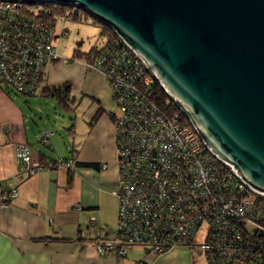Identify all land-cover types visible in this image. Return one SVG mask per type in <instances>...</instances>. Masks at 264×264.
<instances>
[{
  "label": "built area",
  "instance_id": "1",
  "mask_svg": "<svg viewBox=\"0 0 264 264\" xmlns=\"http://www.w3.org/2000/svg\"><path fill=\"white\" fill-rule=\"evenodd\" d=\"M87 17L79 3L0 0V89L35 96L46 67L70 60L55 44L68 34L63 23ZM92 48L91 63L84 61L104 75L117 106V218L111 236L95 239L97 253L118 262L133 246L154 255L186 247L207 264H264V192L206 144L168 94L172 107L154 99L155 74L122 36L114 31ZM17 161L29 175L75 163L34 157L28 144L17 147ZM16 195L4 190L0 206Z\"/></svg>",
  "mask_w": 264,
  "mask_h": 264
},
{
  "label": "water",
  "instance_id": "2",
  "mask_svg": "<svg viewBox=\"0 0 264 264\" xmlns=\"http://www.w3.org/2000/svg\"><path fill=\"white\" fill-rule=\"evenodd\" d=\"M55 1L122 36L206 144L264 192V0Z\"/></svg>",
  "mask_w": 264,
  "mask_h": 264
},
{
  "label": "crops",
  "instance_id": "3",
  "mask_svg": "<svg viewBox=\"0 0 264 264\" xmlns=\"http://www.w3.org/2000/svg\"><path fill=\"white\" fill-rule=\"evenodd\" d=\"M76 61L87 84L82 96L90 98L82 110L84 125L79 130L73 125L68 132L43 130L50 134L42 139V132L39 136L26 124L23 108L0 89V201L4 190L17 191L6 206H0V264H154L163 254L137 246L129 248L118 262L96 251L95 239L111 236L113 229L107 225L117 217L115 127L114 118L102 106L108 94L104 75L83 59ZM51 65L35 96H46L44 86L64 84L50 83L47 69ZM70 92L69 86L67 97ZM61 141L68 156L59 155ZM20 144L30 145L34 157H73L75 163L70 169L43 168L29 175L17 161Z\"/></svg>",
  "mask_w": 264,
  "mask_h": 264
},
{
  "label": "rangeland",
  "instance_id": "4",
  "mask_svg": "<svg viewBox=\"0 0 264 264\" xmlns=\"http://www.w3.org/2000/svg\"><path fill=\"white\" fill-rule=\"evenodd\" d=\"M63 25L67 28L68 34L66 37L56 40L55 44L61 57H67L70 60L66 63L62 61L55 62V65L48 67L47 74L50 83L64 82L70 86L71 92L67 99V105L58 102L55 96L37 95L29 97L16 94L10 88H2L19 107L23 108L27 116L25 117L26 124L34 128L39 136L43 130L61 133V131L68 132L72 125L76 130L83 128L84 122L81 113L89 104L90 98L82 96L87 84L82 80L81 65L74 58H77L79 51L88 52L92 47L101 45L108 36V34L100 35V24L92 23L91 18L82 22L67 20ZM79 91L82 93L78 94ZM102 106L108 113L114 114L117 112V106L113 101L109 85L108 94ZM69 136L72 137L73 133ZM70 146L69 143L68 147ZM68 151L66 145L61 141L58 148L59 155L68 156ZM116 218L107 225L108 228H115ZM201 234L202 232L200 236ZM154 264H207V261L198 250L177 247L169 253L159 256Z\"/></svg>",
  "mask_w": 264,
  "mask_h": 264
},
{
  "label": "trees",
  "instance_id": "5",
  "mask_svg": "<svg viewBox=\"0 0 264 264\" xmlns=\"http://www.w3.org/2000/svg\"><path fill=\"white\" fill-rule=\"evenodd\" d=\"M88 16V15H87ZM92 19V23H99L100 24V29H101V33L102 34H108L111 36H114V31L107 26L106 24L100 22L98 19L96 18H92V17H87L86 19L83 18L80 22L82 21H87L88 19ZM93 51H95V48H91V50H89L88 52H78V56L77 58L74 59H83L88 63H91L92 59H93ZM63 86L61 85H51V86H44L42 89V92L45 93L46 96H55L56 99L58 100V102L67 105V91L69 90V85H66L62 88ZM152 92L154 94V99L156 101H158L159 104L162 105H166L169 104V106H174V103L172 100H169V96L167 95L166 91L163 89V87L161 86V84L159 83V81L157 79H155L153 85H152ZM174 108V107H173ZM172 108V109H173ZM110 117L113 118V115L110 113L109 114ZM52 159V158H51ZM47 160V159H45ZM42 240V239H41Z\"/></svg>",
  "mask_w": 264,
  "mask_h": 264
},
{
  "label": "flooded vegetation",
  "instance_id": "6",
  "mask_svg": "<svg viewBox=\"0 0 264 264\" xmlns=\"http://www.w3.org/2000/svg\"><path fill=\"white\" fill-rule=\"evenodd\" d=\"M61 86H63V87H64V86H65V83H64V84H61ZM63 87H62V88H63Z\"/></svg>",
  "mask_w": 264,
  "mask_h": 264
}]
</instances>
